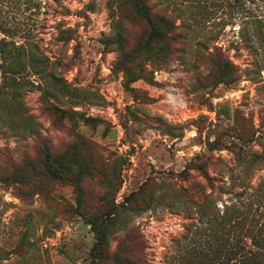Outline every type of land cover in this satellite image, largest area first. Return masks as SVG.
<instances>
[{"label":"rangeland","instance_id":"rangeland-1","mask_svg":"<svg viewBox=\"0 0 264 264\" xmlns=\"http://www.w3.org/2000/svg\"><path fill=\"white\" fill-rule=\"evenodd\" d=\"M150 1L179 27L162 62L134 59L145 77L131 92L115 40L129 50L148 29L125 0H41L35 41L10 47L0 264H211L203 212L263 197L264 57L238 24L216 25L218 0L208 16L196 0ZM213 46L237 66L227 82Z\"/></svg>","mask_w":264,"mask_h":264},{"label":"trees","instance_id":"trees-1","mask_svg":"<svg viewBox=\"0 0 264 264\" xmlns=\"http://www.w3.org/2000/svg\"><path fill=\"white\" fill-rule=\"evenodd\" d=\"M157 1V0H156ZM213 0H196L200 8L208 16L212 10ZM154 4L150 0H125L121 6H128L135 16L144 22L148 29L147 38L140 46L126 50V40L122 34H118L115 44L119 46V54L122 56L119 71L123 77V87L131 92V84L145 77V71L141 66L134 65V59L139 57L163 61L166 52L163 43L172 40L176 35L174 31L179 27L171 16L154 12ZM216 7L220 10V20L216 25L230 21L238 24V36L251 52L256 56L264 57V0H218ZM41 15V0H0V69H6L9 59L10 47L13 49H25L35 41V31L39 26ZM205 16V17H206ZM209 19V18H207ZM210 23V19L207 21ZM16 38L22 39V44L15 42ZM204 43L199 42L201 46ZM213 51L207 53L212 67L218 71L222 82H227L236 65L225 59L219 53L218 46H213ZM264 69V66H263ZM5 73V72H4ZM53 165L63 167L62 157H54ZM210 184L212 180L206 176ZM80 204V196L78 198ZM222 211L216 215L204 213L201 216L208 234L204 257L211 264H264V195L251 203L237 202L223 205ZM108 213L107 216H110ZM95 229V224L87 220ZM215 236L218 242L215 253L210 255V239ZM104 243L101 236L99 244Z\"/></svg>","mask_w":264,"mask_h":264}]
</instances>
